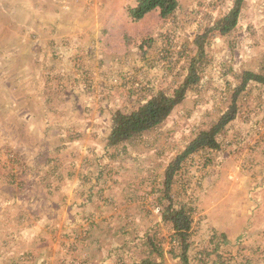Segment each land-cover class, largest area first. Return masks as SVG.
<instances>
[{"label": "rangeland", "instance_id": "obj_1", "mask_svg": "<svg viewBox=\"0 0 264 264\" xmlns=\"http://www.w3.org/2000/svg\"><path fill=\"white\" fill-rule=\"evenodd\" d=\"M135 1L0 0V264L159 261L148 238L163 264H182L157 189L243 72L264 75V0H243L236 28L209 34L199 82L166 122L109 148L113 113L172 94L197 34L235 5L179 0L172 17L135 22ZM237 103L220 149L191 156L173 188L175 206L194 210L191 256L209 264H264V84Z\"/></svg>", "mask_w": 264, "mask_h": 264}, {"label": "trees", "instance_id": "obj_2", "mask_svg": "<svg viewBox=\"0 0 264 264\" xmlns=\"http://www.w3.org/2000/svg\"><path fill=\"white\" fill-rule=\"evenodd\" d=\"M135 5L129 6L127 11L131 19L135 22L143 20L146 16L153 12H159L161 18L168 19L172 17L179 8V0H136ZM243 0H235L234 7L222 18L214 23L213 26L207 27L202 33L197 34L193 43L196 49L195 55L189 61L188 73L182 84L174 90L172 94L159 91L156 95L148 100H143L139 103L138 108L130 111L118 110L113 113L111 118V131L108 136L107 147H117L134 141L137 137L143 135L147 131L159 128L176 108L184 101L187 92L190 88L199 82V64L205 59V44L211 32H219L221 35H227L233 31L240 17L241 6ZM153 39L146 38L139 46V49L150 48L153 44ZM147 51H144L146 53ZM242 84L237 88L236 93L232 97V102L229 108L223 112L217 123L211 125L208 129L201 130L193 141L187 146L174 161L166 168L164 180L159 184L157 189L160 195V207L162 213V221L165 224L172 226L174 243L171 252L178 250L175 258H179L182 264H209L197 252L194 257L191 256L193 243V213L194 210L190 205H181L176 207L174 204V185H176L178 173L182 169L184 163L193 155L220 149V136L224 133L227 127L237 119L238 116V96L239 93L246 90L247 86L252 83L264 84V75L253 72L244 71L241 75ZM148 236V235H147ZM224 241H227L225 235ZM146 246L152 248L151 254L159 255V261L153 260L151 257L143 259L139 263L134 264H163L165 251L161 245L153 242L148 238ZM220 248V247H218ZM218 248L206 255H215ZM220 256V255H219ZM222 257V256H220ZM215 264V263H212ZM223 264V263H222ZM244 264H251L245 261Z\"/></svg>", "mask_w": 264, "mask_h": 264}]
</instances>
